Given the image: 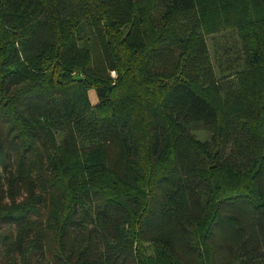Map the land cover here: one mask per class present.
Listing matches in <instances>:
<instances>
[{
    "label": "trees",
    "instance_id": "1",
    "mask_svg": "<svg viewBox=\"0 0 264 264\" xmlns=\"http://www.w3.org/2000/svg\"><path fill=\"white\" fill-rule=\"evenodd\" d=\"M0 264H264V0H0Z\"/></svg>",
    "mask_w": 264,
    "mask_h": 264
},
{
    "label": "rangeland",
    "instance_id": "2",
    "mask_svg": "<svg viewBox=\"0 0 264 264\" xmlns=\"http://www.w3.org/2000/svg\"><path fill=\"white\" fill-rule=\"evenodd\" d=\"M229 36H230V34L227 37H229ZM213 37H214L213 35L207 37V42H208V45H209L212 53L214 51V38ZM221 38H222V36H216V40H220ZM225 38H224V40H225ZM213 62L215 63L214 57H213ZM92 101L94 102V99H92Z\"/></svg>",
    "mask_w": 264,
    "mask_h": 264
},
{
    "label": "crops",
    "instance_id": "3",
    "mask_svg": "<svg viewBox=\"0 0 264 264\" xmlns=\"http://www.w3.org/2000/svg\"><path fill=\"white\" fill-rule=\"evenodd\" d=\"M90 98L91 100L94 99V102L92 101L93 103L97 102V96L94 90H90Z\"/></svg>",
    "mask_w": 264,
    "mask_h": 264
}]
</instances>
